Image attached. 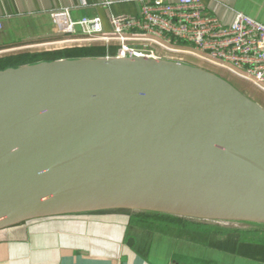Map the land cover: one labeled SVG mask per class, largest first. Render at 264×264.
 <instances>
[{"label": "water", "instance_id": "1", "mask_svg": "<svg viewBox=\"0 0 264 264\" xmlns=\"http://www.w3.org/2000/svg\"><path fill=\"white\" fill-rule=\"evenodd\" d=\"M118 210L264 227V107L168 58L0 70V228Z\"/></svg>", "mask_w": 264, "mask_h": 264}, {"label": "crops", "instance_id": "2", "mask_svg": "<svg viewBox=\"0 0 264 264\" xmlns=\"http://www.w3.org/2000/svg\"><path fill=\"white\" fill-rule=\"evenodd\" d=\"M200 3L206 14L226 24L236 12L264 24V0H200ZM140 9V0H0L3 27L0 58L41 53L46 57L31 61L90 56H50L68 47H103L58 43L67 36L54 25L51 12L66 10L72 21L97 17L104 30H110L111 16L136 17ZM39 25L47 28L37 30ZM80 35L77 28L70 36ZM51 44L58 46L47 49ZM156 53L160 58L184 61L224 78L228 76L223 69L190 53L165 49H157ZM30 62L0 65V70ZM143 223L134 213L118 210L53 215L18 222L0 228V264H264V227L256 228L258 232L239 233L208 246L153 230ZM199 251L203 254L199 255ZM206 251L221 255L211 257L205 255Z\"/></svg>", "mask_w": 264, "mask_h": 264}, {"label": "built area", "instance_id": "3", "mask_svg": "<svg viewBox=\"0 0 264 264\" xmlns=\"http://www.w3.org/2000/svg\"><path fill=\"white\" fill-rule=\"evenodd\" d=\"M138 16H111L110 30L97 17L72 21L66 10L51 12L65 37L58 43L99 44L108 55L159 57L157 49L190 53L264 93V24L236 12L226 24L205 13L200 0H140ZM0 22V30L2 29ZM80 30V36L74 35ZM113 48V50H112Z\"/></svg>", "mask_w": 264, "mask_h": 264}, {"label": "rangeland", "instance_id": "4", "mask_svg": "<svg viewBox=\"0 0 264 264\" xmlns=\"http://www.w3.org/2000/svg\"><path fill=\"white\" fill-rule=\"evenodd\" d=\"M39 22V21H38ZM37 30H42L44 28H47V26H42L39 25V27H36ZM58 45H54L51 44L49 46H47L46 48H54ZM33 48V47H31ZM228 75V74H227ZM226 75V76H227ZM227 78H229V80L238 88L240 89L246 96L251 97L253 100H255L257 103H260L263 107H264V93L257 90L256 88H254L251 84L241 80L240 78H234L231 76H227ZM167 216H172L175 217L179 220H184L186 221H190L193 223H199L202 225L208 224V225H215L218 227H221L222 229L226 228L228 230H224V231H204L201 229H197V228H193L190 226H182L178 223H173V222H158V221H151L148 220L146 222L143 223V225L148 226V228H152L153 230L156 231H163L166 234H170L173 235L176 238L182 239V240H190L193 239L195 242L197 241V243L203 244V245H212L215 244L216 242H220V241H224V239H228V238H232L237 236L240 232H243L245 230H250V229H256V228H261V227H255V226H246L245 225H241V224H236V223H230V222H215V221H200L197 219H190V218H180V217H176L173 215H167ZM165 216V217H167ZM202 255L203 253L201 251H199V255ZM205 255H210L211 257H216V256H220L221 253L220 252H215V251H206ZM204 255V256H205Z\"/></svg>", "mask_w": 264, "mask_h": 264}, {"label": "trees", "instance_id": "5", "mask_svg": "<svg viewBox=\"0 0 264 264\" xmlns=\"http://www.w3.org/2000/svg\"><path fill=\"white\" fill-rule=\"evenodd\" d=\"M109 53H113V51H109ZM107 54V50H105V48L103 47H99V46H92V47H68L62 51H55L51 53V57H60V56H87V55H96V56H104ZM46 57L45 53H41L36 55H28V54H16V55H11L10 57H4V58H0V65L4 66L6 64H11V63H23V62H30L31 60H35V59H40ZM1 68V67H0ZM135 217L137 218V220L142 223V222H146L148 220L151 221H158V222H173V223H178L184 227L186 226H190L193 228H197V229H201L207 232L210 231H224V230H228L226 228L222 229L221 227L215 226V225H202L199 223H193L190 221H184V220H179L175 217L172 216H160V215H153V214H143V213H138L135 214ZM259 230L257 229H250V230H245L243 231L244 233H255L258 232ZM243 232H240V234H243Z\"/></svg>", "mask_w": 264, "mask_h": 264}]
</instances>
